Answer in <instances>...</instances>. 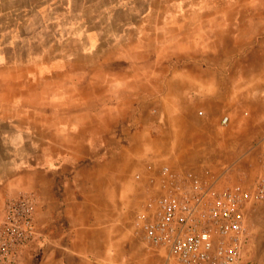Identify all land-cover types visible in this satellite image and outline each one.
Returning <instances> with one entry per match:
<instances>
[{"label": "crops", "instance_id": "1", "mask_svg": "<svg viewBox=\"0 0 264 264\" xmlns=\"http://www.w3.org/2000/svg\"><path fill=\"white\" fill-rule=\"evenodd\" d=\"M186 5L178 3L163 26L151 29L170 35L169 46H195L202 56L210 55L215 36L230 35L236 50L225 68L233 69L234 78H219L222 64V71L212 73L203 64L202 79L184 78L185 68L165 63L162 45L147 47L146 30L138 33L135 50L109 42V62L93 61L92 70L76 62L81 50L36 66L0 57V217L9 199L33 193L42 232L40 246H33L38 259L25 258L23 264L155 263L137 239L134 222L144 209L149 180L163 166L174 169L180 162L157 159L156 142L148 136L160 125L145 112L152 103L165 116L163 103L170 102L178 117L182 104L188 113L197 107L207 116L241 106L254 132L263 131L264 152V0H218L217 13H206L209 2L202 0L197 15L187 14ZM259 10L262 16L253 13ZM144 19L163 23L162 16ZM98 71L105 79H97ZM134 78L143 87L156 85L158 92L135 93ZM260 162L264 167V156Z\"/></svg>", "mask_w": 264, "mask_h": 264}, {"label": "rangeland", "instance_id": "2", "mask_svg": "<svg viewBox=\"0 0 264 264\" xmlns=\"http://www.w3.org/2000/svg\"><path fill=\"white\" fill-rule=\"evenodd\" d=\"M201 1L0 0V52H3L0 57L3 62H25L28 65L34 63L36 66L41 62L49 63L53 60L71 58L75 52L81 50V56L76 62H81L87 69L92 70L89 65L94 63L93 61L109 62L107 53L109 42L116 39L126 50H135L139 47L136 43L138 33L140 30H146L151 34L145 36L147 47L150 44L151 50H154V43L157 48H160L158 45H162L159 50L166 56L165 63H176L178 67L185 68L187 71L184 78L202 79L206 77L200 70L203 64L209 67L211 73L212 68L222 71V64L224 74L219 78L229 80L234 78V71L232 68H225V64L231 63L233 52L236 50L230 35L215 36L210 55L202 56L196 53L195 46L192 48L179 44L169 46L166 40L170 35L159 29L154 33L151 29L154 28L153 25L163 26L165 17L176 13L178 3L184 6L187 4L183 7L185 11L190 10L186 12L187 14L201 13L197 10ZM207 1L209 10H206V13L209 11L217 13L220 8L213 6L218 4V0ZM213 8L215 12L212 11ZM253 13L263 15L261 10ZM148 15L162 16L163 23L157 24L155 19L152 21L144 19ZM194 35L197 38V33ZM248 42L245 41L246 44ZM165 73L168 71H163L162 74ZM93 74L99 80L105 79L101 71ZM217 77L207 75L209 79ZM133 80L135 83L132 88L137 94L143 93L152 97L158 92L156 85L143 87L144 83L139 78ZM160 109L161 106L152 103L145 112H149L152 123L157 122L160 125H156L148 137L156 142L154 144L158 153L156 156L162 164L180 162L177 166L179 168L174 164L175 170L190 171L207 178H227L221 184L222 187L251 186L263 175L264 167L260 162L264 156L260 149L263 131L254 132L255 124L241 106L233 107L231 113L224 115H220L221 111H218L215 116H207L204 113L199 115V112L205 111L197 107L191 108V113H188L186 105L182 104L183 112L178 117L175 116L174 106L170 102L163 103L165 116ZM225 116L229 121L223 125L221 122ZM240 178L246 179L243 182ZM246 214L249 234L246 244L247 260L263 264L264 199L252 203ZM154 264L160 263L155 260Z\"/></svg>", "mask_w": 264, "mask_h": 264}, {"label": "built area", "instance_id": "3", "mask_svg": "<svg viewBox=\"0 0 264 264\" xmlns=\"http://www.w3.org/2000/svg\"><path fill=\"white\" fill-rule=\"evenodd\" d=\"M228 121L225 116L221 123ZM226 180L169 166L149 180L134 223L137 238L160 264H255L246 257V213L264 199V173L251 186L222 187ZM36 205L33 193L7 201L0 217V264H23L42 237Z\"/></svg>", "mask_w": 264, "mask_h": 264}, {"label": "trees", "instance_id": "4", "mask_svg": "<svg viewBox=\"0 0 264 264\" xmlns=\"http://www.w3.org/2000/svg\"><path fill=\"white\" fill-rule=\"evenodd\" d=\"M41 242V239H37L36 241H35V244H37V246L39 247L40 246V243ZM37 247V248H38ZM39 249V248H38ZM38 249H34V250H32V251H30L28 254H27V256H26V259H28V258H33V259H38V257H39V252H38Z\"/></svg>", "mask_w": 264, "mask_h": 264}]
</instances>
